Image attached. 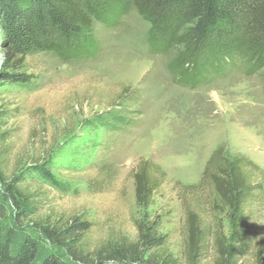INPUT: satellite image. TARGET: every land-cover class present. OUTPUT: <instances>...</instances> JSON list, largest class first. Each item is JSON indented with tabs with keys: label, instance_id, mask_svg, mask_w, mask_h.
I'll list each match as a JSON object with an SVG mask.
<instances>
[{
	"label": "rangeland",
	"instance_id": "374dc122",
	"mask_svg": "<svg viewBox=\"0 0 264 264\" xmlns=\"http://www.w3.org/2000/svg\"><path fill=\"white\" fill-rule=\"evenodd\" d=\"M7 6L0 0V72ZM121 12L116 25L96 23L100 49L94 57L66 61L36 53L16 71L28 84L0 87L1 110L13 112L6 128L12 137L0 146V237L35 240L40 260L53 256L60 264H81L39 226H63L75 217L88 222L75 249L90 262L100 252L136 243V224L143 220L156 223L164 238L162 247L140 250L144 264H256L264 246V193L256 190L245 207L243 254L229 261L226 255L221 263L217 239L223 236L228 245V209L202 182L208 160L221 150L227 158L253 162L259 170H248L251 181L264 189V69L249 73L235 65L196 88L182 87L172 63L183 48H152L151 25L134 0H121ZM141 160L167 174L145 211L136 205L132 177ZM43 168L61 187L42 178ZM15 186L45 194L37 214L17 209L10 189ZM190 211L199 230L191 256Z\"/></svg>",
	"mask_w": 264,
	"mask_h": 264
},
{
	"label": "trees",
	"instance_id": "16d2710c",
	"mask_svg": "<svg viewBox=\"0 0 264 264\" xmlns=\"http://www.w3.org/2000/svg\"><path fill=\"white\" fill-rule=\"evenodd\" d=\"M5 1L8 6L1 28L6 37L7 55L0 72V87L28 84V77L16 71L21 69L26 57L36 53L55 54L66 61L94 57L100 49L95 37L96 23L116 25L122 14L121 0ZM134 4L151 25L149 42L152 48L161 53L174 44L183 48L182 54L172 63L178 85L196 88L207 78L235 65L249 73L264 69V0H134ZM12 113L0 107V146L12 137L6 130ZM248 170L258 171L259 168L244 156L227 158L221 150H216L203 173L202 183L210 184L220 203L228 209V245L223 236L217 239L218 261L221 263L226 262V255L229 261L243 254L247 246L245 207L256 190L264 193L261 184H253ZM41 175L53 186L61 187L50 170L43 168ZM132 177L136 205L145 211L165 183L167 174L159 165L141 160ZM10 189L17 195L15 204L18 210L31 216L41 210L44 193L32 192L28 186ZM194 222L195 214L190 211V256L198 250L199 230ZM136 225V243H122L100 252L96 261L90 262H86L75 249L82 235L90 229L88 222L75 217L63 226L41 225L39 229L46 239L57 248L66 250L81 264L108 261L144 264L140 250L160 248L164 245V238L157 234L156 223L147 224L140 220ZM263 254L264 246L256 254V264H264ZM39 257L40 248L35 240L16 241L8 236L0 237V264H60L53 256L43 260ZM170 263L163 259L161 264Z\"/></svg>",
	"mask_w": 264,
	"mask_h": 264
}]
</instances>
